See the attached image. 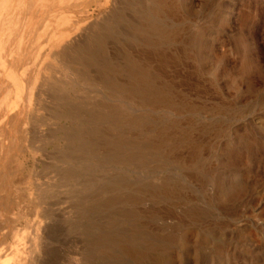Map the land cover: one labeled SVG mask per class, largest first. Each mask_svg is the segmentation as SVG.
I'll return each instance as SVG.
<instances>
[{
	"label": "rangeland",
	"instance_id": "rangeland-1",
	"mask_svg": "<svg viewBox=\"0 0 264 264\" xmlns=\"http://www.w3.org/2000/svg\"><path fill=\"white\" fill-rule=\"evenodd\" d=\"M32 1L0 0L2 109L39 74L11 159L0 116V166L57 202L34 264H264V0H63L51 56L20 23L57 0Z\"/></svg>",
	"mask_w": 264,
	"mask_h": 264
},
{
	"label": "bare ground",
	"instance_id": "bare-ground-1",
	"mask_svg": "<svg viewBox=\"0 0 264 264\" xmlns=\"http://www.w3.org/2000/svg\"><path fill=\"white\" fill-rule=\"evenodd\" d=\"M88 1H92V0H70V2L67 5L78 4L80 2L86 3ZM96 1L98 3L99 2L101 3V2H107L108 0H96ZM56 3H57L56 4L57 9L55 12L53 11L48 12L47 10L51 9V7L48 8L46 4L42 6L43 10L38 12L30 11L29 9L27 11L24 10L25 12L24 15L22 16L25 17V20L23 21L24 23H20L22 24L21 31L27 29L28 21L33 18L35 19V23L38 26H42L40 28L41 30L37 33V36H40L41 37L40 39L43 40L46 43V45H50V43H52L48 53H46V56H51L52 52H54V50H58L59 48H61L66 40V36H65L66 34L64 33V31H58L57 28L61 30L60 27L66 24V21L64 22L63 20L66 17L62 16L61 18L60 16L62 14L61 10L64 9L62 5L64 6L67 5L63 3V0H57ZM54 6L55 5H53L52 8H54ZM0 14H1V10H0ZM2 16L0 17L2 18ZM68 23L70 22L68 21ZM54 27H56V32L53 30ZM79 29H80V25H77L76 26L77 32ZM31 48L33 50V45ZM41 52L43 53V50H41L40 48V50L37 51V53L41 56L43 55L41 54ZM42 65L43 62L39 63V66ZM6 66L8 68L13 66L15 67V61L12 59L7 61ZM36 73L38 72H35L33 74V69H31L30 66L25 67L23 64L21 67L20 75L23 77L22 79L24 80L22 87V90H24L23 91L24 97H22L23 102L20 103L21 107L20 104H13L14 101L16 102V100H18L19 98L17 91H14L13 93L12 104L10 106L7 105L8 107L5 110L2 109V105L0 103V116H3L5 118V124L10 125L13 123L14 124L13 131L19 129L21 135V137H19L18 139H16L15 137L12 138L13 136L10 137V135L12 134H10L8 131V137H7L8 142L6 144V150H8V153H10L11 155L9 159H11L12 156L19 154L23 151L24 148L22 149V145L30 144L31 142V139L29 140L30 136L28 133H31L32 131L27 129L25 131L24 130L25 127L21 124L23 127L20 128L19 125L20 122H22V120L24 119L28 121L32 120L30 118L32 117L31 116L32 111H30V108L33 106L32 105L33 97H31L32 92H30V89H31V81L33 79H37V76L39 75V74L35 75ZM25 102H27V107L23 106L25 105L24 104ZM9 159L8 160L4 159V162H2L0 166V264H34V262H36L35 259L38 261L41 260L42 257H40V252L41 251L43 252L44 250H46V248L49 247L47 241L50 240L49 229L51 230V226L48 224V222L45 221L46 219L45 214H47L49 209L51 210L52 208H54L57 202L56 203L51 202L50 204L47 203L48 204L47 206L37 205L38 204V202H36L38 197L36 192L37 188L36 190H32L31 193L28 194V196L24 197V195H22L21 193L22 189L19 187H14L12 185V182L16 174H14L15 172L13 173L9 168L8 165ZM7 183L9 184L7 185ZM35 206H38V209L35 211L32 220L27 223L26 228L24 230L16 229L14 225L15 222H17V220L19 219L18 217H20V215L14 213L13 209H20L22 207L24 209L26 207L29 208ZM7 238L8 239L10 238L11 240L10 243L6 242Z\"/></svg>",
	"mask_w": 264,
	"mask_h": 264
}]
</instances>
